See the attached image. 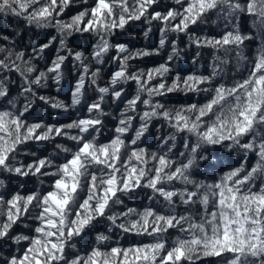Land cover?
Segmentation results:
<instances>
[{
	"label": "snow or ice",
	"instance_id": "snow-or-ice-1",
	"mask_svg": "<svg viewBox=\"0 0 264 264\" xmlns=\"http://www.w3.org/2000/svg\"><path fill=\"white\" fill-rule=\"evenodd\" d=\"M0 264H264V0H0Z\"/></svg>",
	"mask_w": 264,
	"mask_h": 264
}]
</instances>
